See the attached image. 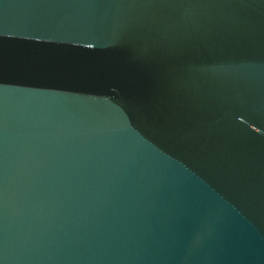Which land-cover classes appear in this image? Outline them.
<instances>
[{
  "label": "water",
  "instance_id": "obj_1",
  "mask_svg": "<svg viewBox=\"0 0 264 264\" xmlns=\"http://www.w3.org/2000/svg\"><path fill=\"white\" fill-rule=\"evenodd\" d=\"M0 264H264V0H0Z\"/></svg>",
  "mask_w": 264,
  "mask_h": 264
}]
</instances>
